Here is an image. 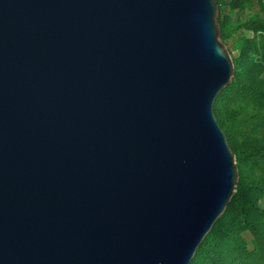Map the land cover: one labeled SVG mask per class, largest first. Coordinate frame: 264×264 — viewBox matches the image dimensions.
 Returning <instances> with one entry per match:
<instances>
[{
  "label": "water",
  "instance_id": "obj_1",
  "mask_svg": "<svg viewBox=\"0 0 264 264\" xmlns=\"http://www.w3.org/2000/svg\"><path fill=\"white\" fill-rule=\"evenodd\" d=\"M215 0H0V264H190L236 191Z\"/></svg>",
  "mask_w": 264,
  "mask_h": 264
},
{
  "label": "trees",
  "instance_id": "obj_2",
  "mask_svg": "<svg viewBox=\"0 0 264 264\" xmlns=\"http://www.w3.org/2000/svg\"><path fill=\"white\" fill-rule=\"evenodd\" d=\"M215 2L221 40L231 41L234 77L213 113L235 155L238 183L190 264H261L248 252L244 234L264 252V210L258 204L264 198V0Z\"/></svg>",
  "mask_w": 264,
  "mask_h": 264
},
{
  "label": "rangeland",
  "instance_id": "obj_3",
  "mask_svg": "<svg viewBox=\"0 0 264 264\" xmlns=\"http://www.w3.org/2000/svg\"><path fill=\"white\" fill-rule=\"evenodd\" d=\"M231 41L227 42V44H225L227 46H230ZM259 206L264 210V198H261L258 202ZM244 239L246 241V248L248 250V252L252 253L254 256H257L259 259V262L261 264H264V252L263 251H258L257 250V246L255 245V242L253 240V238L250 236L249 233H245L244 234ZM260 247H264L262 245H260Z\"/></svg>",
  "mask_w": 264,
  "mask_h": 264
},
{
  "label": "built area",
  "instance_id": "obj_4",
  "mask_svg": "<svg viewBox=\"0 0 264 264\" xmlns=\"http://www.w3.org/2000/svg\"><path fill=\"white\" fill-rule=\"evenodd\" d=\"M249 36H252V34H249Z\"/></svg>",
  "mask_w": 264,
  "mask_h": 264
}]
</instances>
